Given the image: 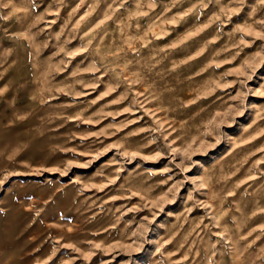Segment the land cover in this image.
I'll return each instance as SVG.
<instances>
[{
  "label": "rangeland",
  "instance_id": "rangeland-1",
  "mask_svg": "<svg viewBox=\"0 0 264 264\" xmlns=\"http://www.w3.org/2000/svg\"><path fill=\"white\" fill-rule=\"evenodd\" d=\"M0 264H264V0H0Z\"/></svg>",
  "mask_w": 264,
  "mask_h": 264
}]
</instances>
